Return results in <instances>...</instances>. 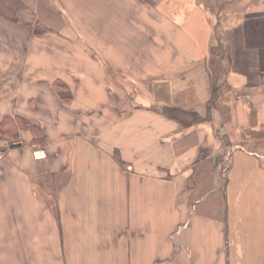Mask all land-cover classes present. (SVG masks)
Masks as SVG:
<instances>
[{
  "label": "crops",
  "instance_id": "crops-1",
  "mask_svg": "<svg viewBox=\"0 0 264 264\" xmlns=\"http://www.w3.org/2000/svg\"><path fill=\"white\" fill-rule=\"evenodd\" d=\"M2 119L0 264H264V0H0Z\"/></svg>",
  "mask_w": 264,
  "mask_h": 264
},
{
  "label": "bare ground",
  "instance_id": "bare-ground-1",
  "mask_svg": "<svg viewBox=\"0 0 264 264\" xmlns=\"http://www.w3.org/2000/svg\"><path fill=\"white\" fill-rule=\"evenodd\" d=\"M241 174L242 180L238 188L242 189L241 201L235 212L246 210L243 200L250 205L251 213L245 217L244 226L248 228L250 237L255 246L264 248V175L260 173L251 163L245 160L238 162L235 175Z\"/></svg>",
  "mask_w": 264,
  "mask_h": 264
},
{
  "label": "trees",
  "instance_id": "trees-1",
  "mask_svg": "<svg viewBox=\"0 0 264 264\" xmlns=\"http://www.w3.org/2000/svg\"><path fill=\"white\" fill-rule=\"evenodd\" d=\"M214 46L215 45L211 47L210 59H209V66L212 69V86H211V93L209 99L206 102L207 116H209L210 109L213 106L217 107L218 105L219 89L224 80V77H222L220 73L226 72L228 62L230 59L228 49L226 48H222L219 57H216L214 54V48H213ZM5 121H7V119H2L0 121V136L6 135L5 133H2V125L3 123H5Z\"/></svg>",
  "mask_w": 264,
  "mask_h": 264
},
{
  "label": "rangeland",
  "instance_id": "rangeland-1",
  "mask_svg": "<svg viewBox=\"0 0 264 264\" xmlns=\"http://www.w3.org/2000/svg\"><path fill=\"white\" fill-rule=\"evenodd\" d=\"M221 29H222V26L220 27L219 30H221ZM219 30H216V35L218 37V43L215 44V46L213 47L214 48V54H215L216 57H219V54L221 53L220 51H221L222 48L229 49L228 48V43L226 41V38L223 36V33H221ZM220 75H221V73H220ZM7 137L8 136H6V138Z\"/></svg>",
  "mask_w": 264,
  "mask_h": 264
}]
</instances>
